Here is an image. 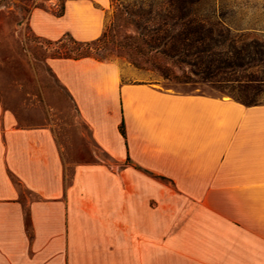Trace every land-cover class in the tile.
Returning a JSON list of instances; mask_svg holds the SVG:
<instances>
[{
  "label": "crops",
  "instance_id": "obj_1",
  "mask_svg": "<svg viewBox=\"0 0 264 264\" xmlns=\"http://www.w3.org/2000/svg\"><path fill=\"white\" fill-rule=\"evenodd\" d=\"M65 3L33 21L39 36L103 34L110 0ZM48 63L111 162L69 176L52 127L0 100V264H264V102L125 80L92 57Z\"/></svg>",
  "mask_w": 264,
  "mask_h": 264
},
{
  "label": "rangeland",
  "instance_id": "obj_2",
  "mask_svg": "<svg viewBox=\"0 0 264 264\" xmlns=\"http://www.w3.org/2000/svg\"><path fill=\"white\" fill-rule=\"evenodd\" d=\"M64 1L0 0V100L21 125L52 127L70 176L76 162L111 161L48 63L61 44L32 26L56 20ZM108 10L103 61L131 68L125 80L264 102V0H110Z\"/></svg>",
  "mask_w": 264,
  "mask_h": 264
},
{
  "label": "trees",
  "instance_id": "obj_3",
  "mask_svg": "<svg viewBox=\"0 0 264 264\" xmlns=\"http://www.w3.org/2000/svg\"><path fill=\"white\" fill-rule=\"evenodd\" d=\"M172 1V0H171ZM174 2V0H173ZM119 5L123 6L122 2H119ZM118 5V6H119ZM66 9V3L65 1L61 4V8L59 11H56L55 14L57 16H61L65 13ZM128 12V11H126ZM177 17L176 14H172L171 18L174 19ZM115 18L112 17L109 25L106 26V29L104 30L103 34L95 39L87 40V41H81L76 39L70 32H65L62 37L56 40L47 39L50 43L55 44H61L60 49L58 51V54L54 57L58 58H71V59H80V58H86V57H92L96 60L103 61L105 58L104 53L106 52V41L107 37L109 35L110 29L114 28L115 26ZM37 37L44 38L43 36L37 35ZM66 39H69L72 43L75 45L70 47L64 44V41ZM66 89V88H65ZM67 90V89H66ZM68 92V91H67ZM235 99L239 100L240 102L249 105L250 103L246 98H243L241 96L232 95ZM121 134L126 137V128H125V121L122 117L120 126H119Z\"/></svg>",
  "mask_w": 264,
  "mask_h": 264
}]
</instances>
